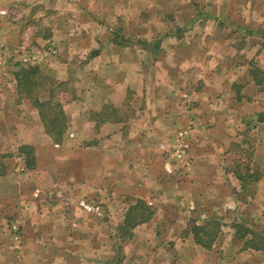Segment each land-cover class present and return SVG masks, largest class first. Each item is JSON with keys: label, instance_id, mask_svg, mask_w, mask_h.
Returning <instances> with one entry per match:
<instances>
[{"label": "crops", "instance_id": "obj_1", "mask_svg": "<svg viewBox=\"0 0 264 264\" xmlns=\"http://www.w3.org/2000/svg\"><path fill=\"white\" fill-rule=\"evenodd\" d=\"M35 2L46 10L41 18L45 27L40 29L42 33H35V39L52 43L64 58H85L79 71L88 73L93 81L64 104L69 122L60 141H53L45 133L32 104L29 112H16L19 116L14 118L15 125L8 116L11 111L0 110V146L12 136L18 138V146L31 144L36 132L42 142L35 145L34 170L42 176L51 171L53 181H60L50 185L51 191L56 184V190L63 187L70 197L58 209L54 203L45 206L47 202L38 198V193L19 194L15 202L20 219L7 226L12 245L0 243V264H74L70 256L77 243L93 251L91 256L99 255L96 264H107L108 257H103L102 251L110 229L99 220L98 226L89 218L91 213L77 205L85 192L93 194V190L101 191L106 185L119 186V226L137 201L153 210L151 218L134 226L132 236L124 239L131 255L144 240L153 243L155 232H159L156 227H162L167 236L181 234L195 212H201L196 218L205 220L222 217V208L229 211L226 205L230 208L236 204L235 186H228L229 181L235 183L227 165L231 145L241 130L244 133L264 127V121L249 124L253 115L264 112L259 99L249 93L253 88L260 90L264 78L256 82L251 58L245 60L247 48L236 45L237 32L229 33L236 30L234 27L253 24L245 17L246 12H253L249 5L252 0H244L240 7L236 0H230L227 11L219 5L212 4L209 9L182 0ZM119 31L122 40L117 39ZM241 36L240 40L248 38ZM237 55L244 57L242 62L233 60ZM63 64H50L49 72L65 78ZM259 68L264 71L261 65ZM0 90L1 102L4 87ZM24 105L28 106L25 103L20 108ZM107 105L116 114L96 126L91 113ZM29 113L33 120L28 121ZM7 121L10 125L2 124ZM187 124V163H183L171 155V149L178 131ZM93 137L113 140L117 145L96 144L90 140ZM53 147L61 150L57 153L58 172ZM42 155L51 164L45 166ZM15 159L21 172L28 169L22 157L16 154ZM8 161L3 163L7 165ZM103 170L107 172L102 176ZM107 177L110 181H104ZM8 179L10 173L0 174V236L6 225L5 205L16 195L12 191H17L12 183L6 190ZM237 185L240 187V183ZM78 211L85 214L83 219L77 217ZM74 221L76 227L71 226ZM91 260L87 258V264H95Z\"/></svg>", "mask_w": 264, "mask_h": 264}, {"label": "rangeland", "instance_id": "obj_2", "mask_svg": "<svg viewBox=\"0 0 264 264\" xmlns=\"http://www.w3.org/2000/svg\"><path fill=\"white\" fill-rule=\"evenodd\" d=\"M35 1L36 0L30 2H28V0H0V9H4L7 13L0 14V88L4 87L5 90L3 95L4 98L0 102L2 104L0 105V110L5 112L11 111L12 114L8 115L10 117L9 119H11V125L16 124L14 118H18L16 116H19L15 115L17 111L27 112L29 106H31L30 101L26 99H20L17 94L14 74L19 69V65L38 66L41 75L47 79L44 82L46 84V86H44L45 88L52 85L54 86V84L61 81L62 83L58 86L55 85L54 88L56 93L55 99L62 101L63 106L67 100L77 97L76 91L81 92L82 87L84 88L87 84H91V81H93V78H90L91 76L88 73L86 74L84 71H79L78 66L83 63L85 58H64L62 52L58 50L52 43L46 41L38 42L35 39V33H37V31L42 33V30L40 29L45 27L41 18L46 12V10H44L41 6H35L37 5L34 4L37 3ZM47 1L49 0H44V2ZM182 1L189 4L196 2L198 5H203V7H207L209 9L213 7L212 4L216 7L219 5L220 9L223 8L225 11H227V6H229L230 0ZM243 3L244 0H236L235 2L237 7L242 6ZM249 5L251 11L253 12H246L245 17L248 22L250 21L253 24L240 27L237 26L238 28L234 27L236 30L234 29L235 31L232 30L233 32L229 33H231L230 35H237L236 45L238 47L242 44V46L247 48L245 60L247 61L250 57L251 66L255 64L258 67L259 65L264 67V0H252ZM73 28L75 27L73 26ZM109 28L110 26L108 29ZM241 28H244L245 31H243ZM116 34L117 33H113V36ZM242 34L248 36V38L246 40L241 39V41L239 38L242 37ZM117 39L122 40L120 31L119 38ZM127 44H129V46L131 45V43L128 42ZM206 44L207 43H204L203 45ZM256 52L259 53L257 58L254 57ZM243 59L244 57H239L237 55L233 60L242 62ZM58 62H64L63 66H65L64 68L67 70L66 77L63 79H59L57 75L53 76V74L49 72L50 64H58ZM40 65L44 66L41 67ZM77 69L78 71H76ZM249 93L253 99H259L258 105L262 107L264 111V84H262V88L260 90H255V88H253ZM46 95L47 92H43L41 93L40 97L46 98ZM25 103H27L28 106L24 105L26 108H24V106L20 108L21 104ZM30 120H33V118L29 113L28 121ZM10 121L3 122L2 124L5 126L10 125ZM253 123L254 122L252 120L251 123L249 122V124ZM258 127L252 131H248L247 129L244 133L243 130H241V135L239 134L237 138V141L239 142L235 141L233 145H231L230 150L232 153L229 155L230 162L227 163V165H229V173L234 178L236 184L232 181H229L228 184L230 185L228 186H235L233 194L236 204L230 208L227 207V205L226 207L224 206L225 208H228L229 211L222 208L224 212L223 216L216 218L221 224V232L210 249H204L195 244L192 241L191 236L190 241L187 239V237L185 238L183 236V233L167 236L164 233V229H161L162 227H156L155 229H157L159 232L158 234L155 232L153 240L151 239L153 243H149V239L144 240L136 246V251H134L133 255H131L132 250H130V246H125L123 244L124 240L120 238L118 234L119 186L106 185L105 187H102L101 191L95 190L96 194L93 190V194H90L91 192H85L81 198L79 197L77 201L78 207L82 211L90 212L91 217L89 218H92L91 220H94L98 226L100 224L99 221H101L102 224L107 225L108 229H110V235H107V239L103 240L102 251V256L108 257L107 264H264V251L244 247V240L238 238L234 234L235 229L230 223L231 221L233 222V220H237L243 224L249 225L256 231H261L264 233V180L260 181L261 178H264V127ZM90 140L95 141L96 144L100 143L102 145L104 144L108 146L117 145L113 140L109 141V139H99L97 137H93ZM31 141L33 143H31V145L34 147V151L36 150V143L40 144L42 142L41 138L37 136L36 132L33 133V138ZM17 142H19L18 138L12 136L6 140V144L3 147L0 146V152L7 154V158L10 161H8V164L5 165V171L10 173V179L6 180V190H8V184L12 183L17 186V191H12L13 195L14 193H16V195L9 200L10 202L7 201L8 203L5 205L6 217L3 222L6 223V225L5 230L0 236V239H2L0 243L6 246L12 245V236L11 233H9L7 226H9L11 222H17L20 219L19 204H16L15 202V198L19 200V194L21 195L23 193L32 192L35 194L38 193V198L43 197V201L47 202L45 203V206L54 203L58 209H60V207L62 208L66 201L69 202L68 200L70 198L67 196L69 192H66L65 195L63 187L60 188L61 191L59 189L56 190V184L53 185L54 191H51L52 187L50 185L55 182H60L58 179L53 181L51 177V171L44 173L42 176V174L40 175V173H37L34 170L36 165L33 169H25L23 172L20 171L21 168L19 163L15 162V155L17 153L18 146ZM53 149L55 150L57 156L54 158V162L57 163L55 165L58 167L56 169L58 172L61 167L58 164V161L60 160L59 154L57 155V153H59L61 150L59 147H53ZM257 150L260 151L257 152ZM41 158V161L45 166L51 164L50 160L47 162L45 155H42ZM242 158H248L247 160H249L248 164L250 165V168H255L260 174V177L257 181L250 182L251 190L253 191L251 196H247L243 192L240 194V187L237 185V183L239 184V180L232 171L233 166L236 164V159L240 160ZM5 160L2 158V161ZM14 163L16 164L14 165ZM239 166H241V163ZM239 170L243 172L244 169L239 167ZM106 172V170H103L100 171V174L103 176L106 174ZM110 172L111 170L108 171V173ZM112 175L113 174L110 173L108 177L111 178ZM108 177L105 178L104 181H110ZM12 188L10 189V192ZM18 191L19 193L17 194ZM42 191L45 193V196L42 194ZM58 191H60L62 195ZM57 194L58 196H56ZM13 195H11V197ZM82 201L93 205L94 207H98V209L93 211L87 210L81 205ZM0 210L1 212L3 211V201L1 198ZM200 213L201 212H195V215L193 216L196 218V216ZM78 214L79 215H77V217L79 219H83L84 213L78 211ZM193 216L189 217L187 221H189L190 218H193ZM198 222H201V219H198ZM77 224V221H74L71 226L76 227ZM180 238H183L182 241H180ZM172 239L174 240L172 241ZM193 243L195 245H193ZM72 253L73 254H71L70 259L74 264H80L81 262V264H87V258H91V262H93V260L96 261L99 256H91L94 255L93 251H87L85 248H83L82 243H77L76 248L74 251H72ZM130 259L134 260L131 261ZM96 263L98 262L96 261L95 264Z\"/></svg>", "mask_w": 264, "mask_h": 264}, {"label": "trees", "instance_id": "obj_3", "mask_svg": "<svg viewBox=\"0 0 264 264\" xmlns=\"http://www.w3.org/2000/svg\"><path fill=\"white\" fill-rule=\"evenodd\" d=\"M253 77L257 83L262 80L264 71L257 65L251 66ZM16 82L17 94L20 99H26L37 109L45 133L53 140L60 141L68 126V116L63 109L62 101L55 99L54 86L60 85L59 81L54 86H46L44 83L46 78L41 75L38 66H23L19 65V69L14 74ZM45 84V85H44ZM47 92L46 98L40 97L41 93ZM116 110L112 106H105L101 111L91 113V118L98 126L105 120V118L114 117ZM254 121H264V112H258L251 117ZM252 126V125H251ZM254 126V125H253ZM17 155L23 158L26 168L33 169L36 165V156L34 147L31 144H21L17 147ZM7 154L0 152V174L5 172V164L2 158L7 157ZM248 158L236 159V164L233 166L232 171L236 175L240 183V194L242 192L251 196L250 182L257 181L260 177L258 171L254 168L251 169L248 164ZM241 163V166L239 164ZM243 168V172L239 170ZM252 180V181H251ZM153 214V210L143 201L131 206L126 212L122 225L119 226V237L123 240L132 236V228L137 224L148 221ZM234 227V234L243 239V246L264 251V233L256 231L247 224L240 221L231 222ZM221 232V224L216 218H208L198 222V219L193 217L187 222L184 228L183 236H191L193 242L204 249H210L213 243L218 238ZM249 236V237H248Z\"/></svg>", "mask_w": 264, "mask_h": 264}, {"label": "built area", "instance_id": "obj_4", "mask_svg": "<svg viewBox=\"0 0 264 264\" xmlns=\"http://www.w3.org/2000/svg\"><path fill=\"white\" fill-rule=\"evenodd\" d=\"M0 14H7L4 9H0ZM190 129V124L185 125V127L181 128L174 140V144L171 149V155L180 162L187 163L186 158H187V149H188V144L186 142V138L188 137V131ZM166 169L171 172L172 168L170 167L169 164H166ZM81 205L87 209V210H97L98 207H94L93 205H90L84 201L81 202Z\"/></svg>", "mask_w": 264, "mask_h": 264}]
</instances>
